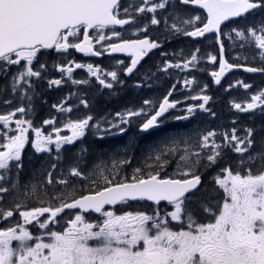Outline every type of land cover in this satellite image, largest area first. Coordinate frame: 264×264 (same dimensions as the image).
I'll use <instances>...</instances> for the list:
<instances>
[{"label":"snow or ice","instance_id":"obj_1","mask_svg":"<svg viewBox=\"0 0 264 264\" xmlns=\"http://www.w3.org/2000/svg\"><path fill=\"white\" fill-rule=\"evenodd\" d=\"M169 4L172 11L158 19L157 11L167 10ZM177 4L181 7L196 6L205 15L183 19L182 13L177 11ZM147 14H152L151 19L143 27L137 26ZM249 17H252L250 23L233 28L224 35L231 40L234 33L242 41L240 47L257 52L261 64H264V0H128L126 5L122 0H0V79L7 82L0 86V93L10 91L14 99L21 102L14 111L0 114V129L7 128L10 122L16 126L15 129L0 131V139H6L0 143V220L7 222L14 213L22 219L13 226L0 228V264H264V87H257L253 92L252 84L237 81L226 89L242 87L251 93L245 102L233 101L231 106L239 113L250 114L254 122L252 127L238 129L234 126L227 131L213 129L170 136L150 150L145 163L134 168L131 177L121 176V171L131 164V159H125L110 165L103 161L94 162L91 167L84 168L78 162L70 168L68 176L80 181L79 189L68 179L54 178L52 170L57 167L55 163L51 165L52 170L46 172L43 182L24 185L19 182V172L23 168L21 149L27 139L26 133L32 128V121L16 117L33 113L36 83L46 80L51 88L60 86L65 77L74 85L89 83L86 79L72 78L71 65L77 69L85 67L74 61L54 64L53 69L60 73L61 78L47 79V65L39 62L38 54L42 50L66 53L69 49H76L95 56L109 49L112 53L129 52L131 65L125 71L131 74L150 50L160 47L156 40L147 38L150 26L163 22L169 37L184 35L197 38L214 33L219 38L224 22L235 18L247 21ZM169 19L174 21L170 25ZM197 23L202 27L196 26ZM116 25L129 26L134 29L133 35L143 34L146 38L124 39L115 28L109 29L111 37L103 34L108 26ZM184 25L193 30H185ZM89 29L95 31L96 43L109 42L107 47L93 51ZM80 34L83 40L74 42ZM113 38L120 42L110 43ZM223 52L221 44L220 71L211 73L217 84L225 69L233 67L223 60ZM198 53L199 49L191 54L190 59L168 63L162 70L189 69L197 61ZM209 59L215 62L217 57L210 56ZM244 59L247 61L248 57ZM118 63L123 64L122 61ZM13 67L17 69L15 72L11 71ZM87 70L105 88L113 87L112 83L106 82L107 77L123 83L118 80L116 71L103 73L102 78L103 70L99 67L89 64ZM244 70L264 75V66L245 67ZM184 83L187 87L194 80H185ZM206 88L207 85L201 92ZM171 95L169 92L164 97L158 110L145 100L144 105L152 111L145 112L141 107L139 111L117 113L120 124L111 127L119 128L123 133L126 131L124 125L137 117H143L139 124L141 132L160 127L169 109L182 103L170 101ZM191 99L203 102L188 106L184 109L187 115L177 119L195 118V114L201 111L215 117L216 113L206 107L211 97L197 95ZM80 102L88 106L86 99ZM0 103L11 106L13 100L3 99ZM59 110L72 112L71 107H63V102ZM256 117L262 118L259 124H255ZM92 119L88 116L69 120L64 127L71 130V135H56L55 139L51 134L42 137L41 130L36 128V152H51L49 146L54 144L59 153L63 145L73 144L85 135ZM44 124L52 125L54 121L45 120ZM232 124L236 125L237 121L233 120ZM8 131H18V134L8 135ZM55 131L58 133L59 129ZM241 131L243 134H238ZM228 153L235 154L237 159L228 158ZM173 163L176 171L169 175L166 169ZM221 163L227 166H220ZM13 165L16 179L6 187L4 184L11 179L7 174ZM214 167L218 171L211 182L217 189H222V203L219 199L212 203L213 191L217 189L210 191L204 187L201 178L204 172ZM176 175L180 178H174ZM57 185H62L64 190L50 196L49 187ZM21 189L24 199L13 202L5 210V197ZM78 190L86 194L77 195ZM28 201L47 206L29 209ZM128 201H151L156 206L151 212L117 214L113 210H105V205ZM161 202H167L173 210L162 212ZM72 210L76 211L74 218L65 220L61 216L69 215ZM89 211L101 214L102 218L97 222L87 221L84 213ZM200 213H204L211 222H199L197 217ZM56 226L62 230H53ZM30 227L39 234L30 231ZM46 237L48 242H45Z\"/></svg>","mask_w":264,"mask_h":264},{"label":"trees","instance_id":"obj_2","mask_svg":"<svg viewBox=\"0 0 264 264\" xmlns=\"http://www.w3.org/2000/svg\"><path fill=\"white\" fill-rule=\"evenodd\" d=\"M251 22V21H250ZM232 24V23H231ZM237 24L242 26V20L238 21ZM226 28V27H225ZM163 39L170 40L173 44L170 47V50L175 52V49L178 50L179 42H183V40L178 39V35L167 36L163 35ZM191 49V48H189ZM253 52L248 49L246 55L238 60L240 64H248L254 65L255 57ZM191 55H189L190 57ZM244 57H248L247 61H245ZM159 56H155L154 60L149 61L151 67H157L159 65ZM153 64V65H151ZM172 74L177 75V72L174 69H170ZM234 75L242 76V73H235ZM233 75V76H234ZM159 81V86H152L150 90L152 93L150 96H156V100H158V96L163 92V86L167 83L166 78H161ZM7 83L3 79H0V86ZM133 89V88H132ZM134 90V89H133ZM145 92V91H142ZM140 94H145V93ZM137 92L135 91L134 96ZM139 93V92H138ZM130 94L132 92L130 91ZM36 97L38 98V92H36ZM144 96L141 98L143 99ZM224 95L215 94L214 99L208 105L212 111L216 113L215 117L209 116L206 112H197L195 114V118H189L187 120L177 119V116H170L165 121L161 128L150 132L146 135H140L136 132L127 133L125 135L115 136L113 138L106 139H96L94 137L86 138L82 141L75 143L72 146H67L62 148L59 153L57 152H36L33 146L28 145L24 147L21 151V160L23 163V168L19 172V182L21 185L28 184L30 182H43L46 179V172L51 169L52 164H56L57 167L53 171V176L55 179H65L64 173L68 172L71 167L75 166L78 162L82 168L85 166L91 167L93 163H99L103 161L104 163L111 164L116 160H125L131 159L130 166H126L123 170L126 172V175L131 177L133 169L136 167H140L145 163V157L150 153V150L165 141L166 138L170 136H175L177 134H185V133H196L198 131L204 132L209 130L227 131L232 127H237L238 129H242L244 127H252L253 120L250 115H246L245 123L242 122V113H236L232 110H228L227 101L223 99ZM3 99H12L13 103L11 106H5L0 103V114H4L10 111H14L15 108L20 107V101L14 99L13 95L10 91L7 94L0 93V100ZM124 100V98H121ZM33 100V99H32ZM40 101V99L38 98ZM97 99L91 100V106L87 107V114L101 115L106 109H110L114 107L113 98H107L103 104H100L101 111H98L99 106L96 104ZM36 101V100H35ZM96 101V102H95ZM231 102V100H229ZM33 104V102H32ZM36 104H33V108ZM36 110V109H35ZM34 111V110H33ZM237 115V116H235ZM28 118L30 115L27 116ZM40 121L44 120V116L39 115ZM260 117L255 118V124H259L261 122ZM236 120L237 124L233 125L232 121ZM0 131H7L4 129H0ZM15 131H8V135H15ZM238 134L242 135V131ZM6 142V139H0V143ZM83 149H86V152H82ZM100 149V151H99ZM2 150V149H0ZM232 154V153H228ZM59 156V159L57 157ZM96 158V159H95ZM232 160H236L237 157L235 154H232ZM148 163H152L151 161H147ZM11 164V162H10ZM122 170V171H123ZM166 171L171 175L175 170L167 168ZM128 172V173H127ZM11 179L8 180L4 186L9 187L11 182L16 179V169L15 166H12L11 172L7 174ZM24 175V176H23ZM177 176V175H176ZM35 179V180H34ZM70 184H74L77 186V189L81 187L80 183L76 181V178H69ZM7 184V185H6ZM63 186L57 185L54 188L49 187V195H54L55 192L62 191ZM20 194V195H19ZM86 194L81 193L79 190L77 191V195ZM23 189H21L18 193H12L5 197L3 202V207L5 210L12 206L13 202H19L23 200ZM39 206H47L40 205L35 203L34 201H28L27 207L30 209L32 207ZM18 213H14V216H17Z\"/></svg>","mask_w":264,"mask_h":264},{"label":"rangeland","instance_id":"obj_3","mask_svg":"<svg viewBox=\"0 0 264 264\" xmlns=\"http://www.w3.org/2000/svg\"><path fill=\"white\" fill-rule=\"evenodd\" d=\"M127 2H128V0L126 1L125 5L127 4ZM171 11H172V5L169 4L167 6V10H163V11L162 10H158L157 13H156V16H157L158 19H160L161 16H167L168 13L171 12ZM177 11H180L182 13L183 19L194 18L195 16L198 15V13H194L193 11L187 10V9H185L183 7H181V9H179L178 5H177ZM151 15L152 14H147V16L145 18L140 19L137 26L143 27L144 23L145 22L147 23L151 19ZM173 22L174 21L172 19H169V21H168L169 25L171 23H173ZM246 23H250V21L249 20H247V21L242 20V26L239 25V24H237V22H234L232 24H228L226 26V28L221 27V29H222V38H223L224 45H225V49H226L225 50V54H226L227 59L229 61L231 60L232 62H238V60L240 58H242L244 55L247 54L248 50H245V49H248V48L247 47H244V48H241L240 47L242 41H241L240 38L236 37L234 33H233V39H231V40H229L227 38V36L224 35V34L231 32V29H233V28L243 27ZM161 26H164V23L163 22H161V24H159V25H153L152 27L154 28V30H149L148 29V33H151L152 35H155L156 37H158L159 36V32L156 29L158 27H161ZM183 27L184 28H187L188 26L187 25H184ZM133 31H134V29L128 28L126 30V32H125L126 34L124 32H123V34L124 35H129V36H138V37L144 36L143 34L133 35L132 34ZM187 31H191V30H187ZM103 34L106 35V36H108V37H110L109 33L106 32V31L103 32ZM162 34L163 35H167L165 27L163 28ZM213 34H209V35L204 36V39L201 40V45H199L200 43H192L191 44L189 42H185L182 45V47L179 48V49L183 48L181 50V53L182 54L184 53V51H186V52H188V51L195 52L197 49H199L200 55H198L197 62H201V63H203L202 66H206L205 68L207 70V73L205 75V80H206V82L208 84H209L208 74H209V72H211L213 70L214 71L217 70L218 60H219V58H218L219 51H218V48H217L216 41L214 42L215 38L212 37ZM95 38H96V40L98 39V37L96 36V33H95ZM213 42H214V47L212 48ZM97 44H98L99 50H100V43H97ZM106 47H107V45H106ZM189 48H191V49H189ZM253 52H255V51H253ZM83 55H85V54L83 53ZM128 56H131V55H128ZM210 56H216L217 57V60L215 62L211 61L209 59ZM88 61H90V59H88ZM88 61H85V62H88ZM169 61H170V59L165 60V58H163V59H161V61H159V65L157 64V67H154V66L151 67L150 65L146 64L142 68H141V65L139 64L140 63L139 62L137 64L136 68L133 70V72L131 74H127L126 75L127 77H130V76H132L134 74L137 75L136 77H133L134 80L131 81L129 84H123L117 91H119L121 89L126 90V89H128L129 85H132L131 87H134L137 91H140V88L139 87L141 86L140 84L142 82L139 79L140 78V75H149L152 79H148V80L155 81L156 83H159V81L161 80V78H163V76L166 77L167 71H163L162 69L165 67L164 63L165 62H169ZM118 62H120V61H116V60H106V61H104V63L102 65L105 66V72L116 71L117 74H118L119 71H120V69H121V67L123 66V65L119 64ZM151 65H153V64H151ZM13 68L15 70H17L15 67H13ZM135 70H137L138 72L135 73ZM200 73L203 76V71H200ZM88 75H90V74L88 73ZM52 77L53 78H61V75H60L59 72L55 71L54 69L51 70V68L49 66H47L46 78H52ZM91 77H93V76H91ZM72 78L73 79H76L75 76L72 77ZM110 79H112V78L111 77H107L106 78L107 82H110ZM184 79H183V81H185ZM237 81H241L240 78L237 77V76L226 77V79L223 81L224 84H222L220 86V88H218L219 91L217 93H219L221 95V97L225 93L226 97L223 98L224 100H228L229 101V100H232L233 99L232 102L233 101L234 102H238V103L245 102L242 99V97H248V95H246L245 93L242 92L243 91V88L242 87H234V88H231V89H229V90L226 91V89H228V86L230 84H236ZM242 81L244 82L243 79H242ZM38 82H40V81H38ZM69 84H71V80H68L65 77L64 82L60 86H56V88H59V89H62L64 91H66L67 88H68V86H69ZM145 84H146L145 86L149 87V85L147 83H145ZM117 86H119V85H117ZM152 86H154V85H152ZM63 88H66V89H63ZM203 88H204V86L201 87V88H199V89H197V90L187 89V92L183 91L182 92V99H181L182 107L179 108L178 110H176L175 116H177V117L185 116V115H187V113L184 111V109H186L190 105L203 102V101H198V100L191 99V97H194V96H197V95H205L204 93L206 92L207 89L204 90L203 92H201V89H203ZM241 88H242V91H241ZM112 90L113 89H111V91ZM147 90H148V88H147ZM147 90H146V92H147ZM142 93H144V92H142ZM148 93L151 94L152 91L149 90ZM59 94H62V92L60 91ZM136 97H137V102H140V100L143 97V95L140 94V93H138L136 95ZM144 97H145V100H148V101L152 102V99L149 97V95H146V96L144 95ZM78 99L79 98H72V99L69 98V99H66V100L61 99L56 104H54L55 102H52V104H54V105L57 106L56 108H54L53 105L50 107V108H54V110H55L54 113H51L52 116H53L51 118V120L54 121V124H52V125H46L45 124L46 127L44 128L41 125V123H39V122H37L35 120H32V128L29 129L27 135L28 136L31 135L33 138L36 139V133H35L34 130L36 128H39L41 130L42 137H47L49 134L52 135L53 139H55V136L56 135H60V136H70L71 135V130L68 129V128H65L64 125L69 120H72L75 114L77 115L81 111V110H79L78 105H75V106L71 105V103H75ZM90 99L91 100H94L95 99V95L93 97H90ZM42 101H43V98L39 102H42ZM80 101H81V99H80ZM239 101H241V102H239ZM62 102H63V107H65V108L71 107L72 108V112L71 113L61 112L59 110V107L60 106H58V105L59 104H62ZM80 104H81V102H80ZM119 104L122 105V107H123V103H119ZM207 105H206V107H207ZM114 106H115V104H114ZM137 106H138L139 109L136 110V111H139L141 109V107H144L145 112L151 111V108L148 107V106H145L144 104L141 105V103H137ZM38 107H42V106L39 105ZM230 109L233 110L234 108L231 107ZM108 110H110V109H108ZM123 112L124 111H122L121 114ZM34 113H35V111L30 116H32ZM115 115H116V117H115ZM243 115H244V113H242V120H243ZM235 116H237V115H235ZM142 118L143 117H137V118H134V120L139 121ZM21 119H25V117H22ZM81 119H83V118H81ZM118 120L120 121V119L117 117V112H114V114L108 120H103V121L104 122H107V125L110 126V125H117V124H119ZM93 121H94V119H92L90 122H93ZM129 124H126V125H129ZM126 125H124V126H126ZM15 127L16 126L10 122L9 125L7 126V129H9V128L15 129ZM89 127H90V124H89ZM89 127H87L85 129V134H86V132H87V130H88ZM102 128H104V127H102ZM55 129H59V132L56 133L55 132ZM116 129H119V128H112L111 131L114 130L116 132ZM91 130H92V132H95V133L96 132H100L101 134L107 133V131H102L103 129H101V126L100 125L99 126H96V127L95 126H92ZM35 139H33L32 142L29 141L28 139H26V142H25V145L24 146H26L27 143L30 142L31 145L34 147V141H35ZM49 147H51L52 150H56L54 144L53 145H50ZM228 158H232V154H228ZM220 166H227V165H223L221 163ZM170 167L176 170L175 163H173ZM216 171H218V168L217 167H214V168L209 169L208 171L204 172V175L207 178L206 179V182L207 183L209 181H212V178L215 175V172ZM152 208L149 210V212H151ZM202 215H204V213ZM29 230L32 231V232H35V233L39 234L34 227H30ZM40 231H43V230H40ZM45 242H48L47 237L45 238ZM14 244H15V242H14Z\"/></svg>","mask_w":264,"mask_h":264},{"label":"flooded vegetation","instance_id":"obj_4","mask_svg":"<svg viewBox=\"0 0 264 264\" xmlns=\"http://www.w3.org/2000/svg\"><path fill=\"white\" fill-rule=\"evenodd\" d=\"M197 12V11H196ZM202 25V24H201ZM201 27V26H199ZM117 31H122L120 29H117ZM122 34V33H121ZM123 38L124 39H130V36H127V35H124L122 34ZM93 46L96 50H99V46L98 44L96 43V38L95 36H93ZM111 37V36H110ZM82 39V34L79 35V38L78 40H75L74 42H79L80 40ZM113 41L115 42H120L118 39H115L113 38L112 39ZM108 42L106 41H101L100 42V49L101 47H106ZM39 55V62L40 63H45L46 65H54V64H67L68 61H74L76 64H83L85 65V67L83 68H75V65H71L73 67V74H72V77H76L78 75H81V74H86L87 73V65H89L88 62H85V61H88V59H91L92 58V55L91 54H85V55H78V53L75 51V49H69L66 53H57L55 50H51V51H48V50H42V53L41 54H38ZM55 57V58H51V57ZM114 58L116 61H122L124 64H121L123 65L118 73V80L120 81H123V83H118L116 81H113L112 79H110V83L113 84V90L110 92V95L111 97H116L117 95H120L121 98H124V102L126 103H129L130 99L132 98V95L130 94V90L134 87H131L132 85H129L128 89L126 90H119L117 91L123 84H129L131 81H133V77H136L137 75H132L130 77H127L125 75V68L129 65L130 63V58H126V57H112V56H109L108 54H106V52H104L103 54V58L101 60L98 61V63L96 65H93L94 68L96 67H99L100 69L103 70V72L101 73V75L103 76V73H106L105 72V66H102L100 65L99 63L101 61H106V60H112L111 58ZM264 66V64H260V67ZM113 68V67H112ZM114 69V68H113ZM264 76V75H263ZM51 79H60V78H51ZM139 79H144V77H140ZM77 80H81V79H77ZM107 82V81H106ZM80 85V84H79ZM119 85V86H117ZM55 87V86H53ZM52 92H48L46 93L47 95H50ZM84 92H82L81 95H83ZM180 96V95H179ZM178 96V98H179ZM176 101L177 98H175ZM138 106H135L134 108H131V109H126V110H123L124 112L122 114H125L128 110H132V111H136L138 110ZM118 107H117V113H118ZM132 119V118H131ZM126 125V124H125ZM56 132V131H55ZM57 133V132H56ZM156 205H153V204H150V203H147V202H144V201H135V202H121L117 205H115L114 207L110 208V209H106V210H113L115 211L117 214H122L123 212H126V211H148L152 208V207H155ZM159 207L161 208L162 212L167 209L168 211H171L173 210L170 206H168L167 204H160ZM66 213H69V212H66ZM76 214L75 211H72L70 212L69 215H65V214H61V216L64 217V219H69V218H74V215ZM85 215V218L87 221L89 222H97L99 221L102 217H101V214H94V213H88V214H84ZM93 219V220H91ZM197 219L199 220V222L201 223H208V222H211L207 217L206 215H201L199 214ZM176 222H173V224H175ZM66 227V225H64ZM58 226L54 227L53 230H56V231H60L58 230L57 228ZM176 230H179V229H176Z\"/></svg>","mask_w":264,"mask_h":264},{"label":"water","instance_id":"obj_5","mask_svg":"<svg viewBox=\"0 0 264 264\" xmlns=\"http://www.w3.org/2000/svg\"><path fill=\"white\" fill-rule=\"evenodd\" d=\"M191 7H193V8H196V9H198V10H201V9H199V8H197L196 6H191ZM201 11H203V10H201ZM235 19H238V18H235ZM234 19V20H235ZM228 22V21H227ZM224 23H226V22H224ZM223 23V24H224ZM222 24V25H223ZM221 25V26H222ZM119 26V25H118ZM91 29H89V31H90ZM209 34H213V33H207V34H205V36L206 35H209ZM198 38H203V37H197V38H194V39H198ZM218 42H219V44H220V37L218 38ZM152 50H154V49H152ZM81 53V52H80ZM110 53L111 54H116V55H131V53H129V52H117V53H112L111 51H110ZM145 57V56H144ZM144 57L140 60V62L144 59ZM223 60L227 63V64H229L227 61H226V59L224 58V54H223ZM140 64V63H139ZM235 70H243V71H245L244 70V67H236V66H233L232 68H226L225 69V71H224V73L221 75V77H220V81L228 74V73H230V72H232V71H235ZM219 71H220V66H219ZM218 71V72H219ZM245 72H247V71H245ZM250 73V72H249ZM215 81H216V78H215ZM217 84V83H216ZM218 85V84H217ZM168 113V112H167ZM166 113V114H167ZM165 114V115H166ZM158 128V127H157ZM154 129H156V128H154ZM153 130V129H152ZM151 131V130H150ZM149 132V131H148ZM149 202H151V201H149ZM151 203H154V202H151ZM161 203H166V202H161ZM106 206H112V205H105V207Z\"/></svg>","mask_w":264,"mask_h":264},{"label":"bare ground","instance_id":"obj_6","mask_svg":"<svg viewBox=\"0 0 264 264\" xmlns=\"http://www.w3.org/2000/svg\"><path fill=\"white\" fill-rule=\"evenodd\" d=\"M148 74H149V73H148ZM161 80H162V79H161ZM161 80H160V81H161ZM99 151H100V149H99ZM95 159H96V158H95ZM123 171H124V170H123ZM124 172H125V171H124ZM127 173H128V172H127ZM23 176H24V175H23ZM34 180H35V179H34ZM6 185H7V184H6ZM19 195H20V194H19Z\"/></svg>","mask_w":264,"mask_h":264}]
</instances>
